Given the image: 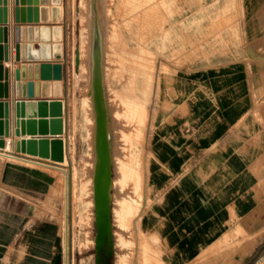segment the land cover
I'll use <instances>...</instances> for the list:
<instances>
[{"label":"crops","instance_id":"1","mask_svg":"<svg viewBox=\"0 0 264 264\" xmlns=\"http://www.w3.org/2000/svg\"><path fill=\"white\" fill-rule=\"evenodd\" d=\"M43 2L25 0L22 5L20 0L18 7L26 10V20L29 7L38 10L40 20L42 9L47 8L52 19V0L48 5ZM15 9L16 0H8L4 27L9 61L0 62L4 69L0 102L9 103L10 123V135L0 137L5 142L0 156L11 160L1 168L0 264H67L60 222L53 216L28 212V200L21 191V175L26 171L13 163L37 171L48 164H29L27 159L47 160L16 152L17 142L33 138L14 134L16 100L59 99L53 87L49 97L42 95V88L33 99L17 97L15 70L20 65L12 63L16 54ZM61 9L57 22H26L21 26L62 27L63 59L21 64L62 65V138L67 150L69 70L64 58L69 50L70 0H62ZM2 10L0 6V18ZM177 32V39L169 41V57L164 53L158 64L162 72L157 86L162 95L159 111L164 113L155 135V154L147 167V232L165 245L166 264H264V0L205 1L194 14L180 19ZM167 42L160 44L164 50ZM25 44L39 51L42 44L55 43H44L38 32ZM73 52L74 61L77 53H82L80 45H75ZM38 74L36 80L35 70L31 75L26 70L20 83L46 82L41 79V70ZM33 174L42 184V173Z\"/></svg>","mask_w":264,"mask_h":264},{"label":"rangeland","instance_id":"2","mask_svg":"<svg viewBox=\"0 0 264 264\" xmlns=\"http://www.w3.org/2000/svg\"><path fill=\"white\" fill-rule=\"evenodd\" d=\"M205 1L209 0H99L105 18L103 24L101 13L105 86L116 143L113 264H166L165 245L158 236L148 234L146 227L147 167L155 154V135L164 113L159 111L162 95L157 86L162 72L158 64L164 53L169 57L180 19L194 14ZM91 7L92 0H70L69 50L64 58L69 70L65 161L56 165L59 169L40 166L41 171L13 162L26 171L21 175V191L28 200V212L60 222L67 264H95ZM166 40L164 50L160 44ZM75 45L82 51L79 69L73 61ZM8 161L0 156L1 184V168ZM33 173H42V184L33 179Z\"/></svg>","mask_w":264,"mask_h":264},{"label":"water","instance_id":"3","mask_svg":"<svg viewBox=\"0 0 264 264\" xmlns=\"http://www.w3.org/2000/svg\"><path fill=\"white\" fill-rule=\"evenodd\" d=\"M30 2V0H28ZM37 1V0H36ZM44 5L49 4V0H43ZM22 5L25 0H21ZM62 0H52L53 17L48 16V9H42V18H38V10L29 7L28 20L25 18L26 10L19 8L20 0H16L15 9V41L14 49L16 51L13 58V64H19L20 67L15 70L17 97L24 98L28 95L30 99L39 96V88H42V95L49 97L54 88V96L58 100H16V120L14 134L17 137L26 134L33 136L29 140L22 139L16 143V152L28 154L33 157L50 160L54 163H63L65 161L66 143L62 138L65 133L64 121V104L60 98L63 96L62 80L63 67L60 63L43 62L38 65L21 64L26 60H62L63 55V28L54 27H29L24 28L21 25L38 22H57L61 18ZM31 6V3H29ZM37 5V2H35ZM0 6L4 12L3 18H0V62L9 61V47L6 45L7 28L4 27L8 23V0H0ZM33 11L35 18H33ZM93 27L91 36V77H90V94L92 96L95 130H94V169H93V198L95 212V228L94 236L96 264H102V255L106 254L108 259L112 258L115 253L114 241V224H113V191H114V160H113V144L110 134L111 114L107 99L104 72V35L101 28V11L99 0H92ZM40 32L41 39L44 43L51 40L54 45L42 44L40 50H34L31 44H25L28 40L30 43L34 36ZM2 33L4 37L2 38ZM35 33V34H34ZM76 65L80 66V53L76 55ZM32 69L36 72V80H39V70L42 71V84L29 83V85L21 84L22 78H25L26 70L31 75ZM3 66L0 64V81H3ZM54 82H51V81ZM2 85L0 84V87ZM27 87V92H26ZM35 90V92H34ZM27 93V94H26ZM1 98L4 94H1ZM32 101V102H27ZM9 103L0 102V137L10 135V123L8 119ZM39 116V120L36 117ZM50 117V119H48ZM6 119V120H2ZM40 135V137H36ZM51 135L52 138L46 136ZM5 148V142L0 138V149ZM108 264V262H106Z\"/></svg>","mask_w":264,"mask_h":264},{"label":"bare ground","instance_id":"4","mask_svg":"<svg viewBox=\"0 0 264 264\" xmlns=\"http://www.w3.org/2000/svg\"><path fill=\"white\" fill-rule=\"evenodd\" d=\"M91 16H92V19H93V12H92V7H91ZM90 18V17H89ZM92 27H93V20H92ZM101 28H102V24H101ZM102 31H103V29H102ZM92 32V31H91ZM103 35H104V33H103ZM92 36V35H91ZM90 55H91V53H90ZM91 57V56H90ZM89 61V60H88ZM75 62H76V58H75ZM80 64H81V54H80ZM90 64H91V62H90ZM89 95L91 96V94H90V92H89ZM92 97V96H91ZM108 97V96H107ZM110 105V104H109ZM109 108H111V107H109ZM111 113V112H110ZM112 114V113H111ZM112 119H111V127H110V134H111V138H112V144H113V160L115 161V153H116V143H115V141H114V134H113V131H114V129H113V117H111ZM94 130H95V126H94ZM94 142V141H93ZM26 162L27 163H29V164H32V163H38V164H42L43 162H39V161H36V160H33V159H27L26 160ZM43 166H46V167H48V168H50V169H59L56 165H51V164H44ZM94 169V168H93ZM59 171V170H58ZM63 173L64 174H67V171H66V169L64 170L63 169ZM92 174H93V172H92ZM93 176V175H92ZM116 184V183H115ZM113 187H114V184H113ZM114 192V191H113ZM94 214H95V212H94ZM67 231H68V229H67Z\"/></svg>","mask_w":264,"mask_h":264},{"label":"flooded vegetation","instance_id":"5","mask_svg":"<svg viewBox=\"0 0 264 264\" xmlns=\"http://www.w3.org/2000/svg\"><path fill=\"white\" fill-rule=\"evenodd\" d=\"M93 254H94V258H95V264H96V254H95V248L93 250ZM114 257V255H113ZM113 257L108 259V257L106 256V254L102 255V264H106V262H108V264H113Z\"/></svg>","mask_w":264,"mask_h":264},{"label":"built area","instance_id":"6","mask_svg":"<svg viewBox=\"0 0 264 264\" xmlns=\"http://www.w3.org/2000/svg\"><path fill=\"white\" fill-rule=\"evenodd\" d=\"M38 161H43V160H40V159H39ZM48 161H50V160L43 161V162H46V163H49V164H53V165H60L59 163H54V162H52V161L48 162Z\"/></svg>","mask_w":264,"mask_h":264}]
</instances>
